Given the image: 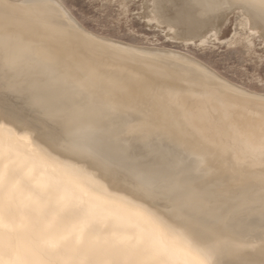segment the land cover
Returning a JSON list of instances; mask_svg holds the SVG:
<instances>
[{"label":"bare ground","instance_id":"1","mask_svg":"<svg viewBox=\"0 0 264 264\" xmlns=\"http://www.w3.org/2000/svg\"><path fill=\"white\" fill-rule=\"evenodd\" d=\"M148 1L173 39L216 40L240 10L264 41L262 0ZM180 51L93 32L61 0H0L6 264H261L264 93Z\"/></svg>","mask_w":264,"mask_h":264},{"label":"rangeland","instance_id":"2","mask_svg":"<svg viewBox=\"0 0 264 264\" xmlns=\"http://www.w3.org/2000/svg\"><path fill=\"white\" fill-rule=\"evenodd\" d=\"M61 1L80 23L93 32L122 42L181 50L180 52L188 53L206 63L234 83L264 93V41L262 42L263 39L258 33L250 31L240 10H234L229 14L220 26L216 40L212 35L205 42H200L198 38L188 42L182 38L173 39L174 37L166 33L168 31L164 23L159 24L146 16L150 9L146 7H150L151 4L148 0ZM211 34V31L208 32V35ZM83 58L87 62L90 61L88 57ZM165 72L168 71L162 69V72L159 71L154 76L156 84L161 83L165 87L168 84L172 85L173 82L182 83L184 86L178 91L181 96L176 94L177 97L189 100L197 96L202 98L200 88L190 91L187 81L183 78L180 81L175 77H169ZM168 97L175 98V93H169Z\"/></svg>","mask_w":264,"mask_h":264},{"label":"snow or ice","instance_id":"3","mask_svg":"<svg viewBox=\"0 0 264 264\" xmlns=\"http://www.w3.org/2000/svg\"><path fill=\"white\" fill-rule=\"evenodd\" d=\"M262 2H264V0H262ZM262 184H264V178H262ZM0 233H2V229H0ZM0 264H6L2 254H0ZM143 264H171V262L161 253L150 260L144 261ZM239 264H244V262H239ZM261 264H264V260H261Z\"/></svg>","mask_w":264,"mask_h":264}]
</instances>
